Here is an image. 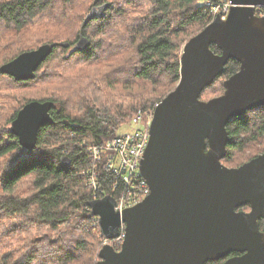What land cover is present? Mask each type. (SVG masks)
I'll list each match as a JSON object with an SVG mask.
<instances>
[{
    "label": "trees",
    "instance_id": "obj_1",
    "mask_svg": "<svg viewBox=\"0 0 264 264\" xmlns=\"http://www.w3.org/2000/svg\"><path fill=\"white\" fill-rule=\"evenodd\" d=\"M201 2L0 0V68L23 53L54 45L33 80L0 74V164L7 160L4 169L0 166V264H80L87 253L99 259L97 245L104 237L91 216L96 199L86 175L95 163L88 147L120 136L139 111L154 109L177 87L185 44L213 19ZM103 5H108L103 18L85 25L90 11ZM81 35L91 41L86 52L74 50ZM239 70L240 63L232 59L215 80L222 95L225 81ZM33 101L54 103V124L41 127L36 148L28 150L11 125ZM227 130L230 142L222 162L233 163L237 153L264 140V106L234 118ZM261 154L264 145L247 161ZM63 157L70 159L69 166ZM97 167L105 192L100 198L116 199L125 185L114 190V175L104 165ZM17 219L29 221L42 235L23 247L12 246L19 233L29 235L28 226L7 223Z\"/></svg>",
    "mask_w": 264,
    "mask_h": 264
},
{
    "label": "water",
    "instance_id": "obj_2",
    "mask_svg": "<svg viewBox=\"0 0 264 264\" xmlns=\"http://www.w3.org/2000/svg\"><path fill=\"white\" fill-rule=\"evenodd\" d=\"M229 1L226 20L218 16L185 44L180 81L155 108L140 169L151 194L122 214L111 196L93 203L91 216L107 240L116 239L125 225L121 250L105 245L97 264H208L233 251L249 253L225 264H264V234L257 222L264 217V154L236 169L222 163L229 123L264 106V14H257L264 0ZM107 8H93L85 25L103 18ZM90 46L81 35L75 51ZM53 50L47 44L23 53L0 74L32 80ZM232 59L240 70L225 81V93L203 101L205 89ZM53 107L33 101L20 110L11 131L23 147L36 148L41 127L54 124ZM62 163L69 166L70 159L63 157ZM246 204H252L251 214L236 213Z\"/></svg>",
    "mask_w": 264,
    "mask_h": 264
},
{
    "label": "built area",
    "instance_id": "obj_3",
    "mask_svg": "<svg viewBox=\"0 0 264 264\" xmlns=\"http://www.w3.org/2000/svg\"><path fill=\"white\" fill-rule=\"evenodd\" d=\"M214 15H221L226 20L232 4L229 0L219 4L205 3ZM156 108V107H155ZM155 108L148 111H139L131 124L138 127L136 131L120 135L102 146H89L88 154L95 165L87 172V184L93 190L95 201L104 194V188L100 183L101 171L97 164L105 166V169L115 177L114 190L119 188V183L125 185L115 199V211L122 214L129 208L140 204L151 194V189L141 174V162L144 159L149 141L150 129L154 118ZM93 225L99 228L98 218L94 217ZM100 230V228H99ZM105 238V237H104ZM125 240V225L120 228L119 236L114 239L121 249ZM105 245H110V240H105Z\"/></svg>",
    "mask_w": 264,
    "mask_h": 264
},
{
    "label": "rangeland",
    "instance_id": "obj_4",
    "mask_svg": "<svg viewBox=\"0 0 264 264\" xmlns=\"http://www.w3.org/2000/svg\"><path fill=\"white\" fill-rule=\"evenodd\" d=\"M203 2H204V0H202ZM203 2H201V4H204ZM205 3H206V0H205ZM55 16L56 17H58L59 16V14L58 13H55ZM212 17H213V19H212V21L217 17V16H213L212 15ZM62 46H66V44H62ZM76 46V45H75ZM74 50H75V47H74ZM33 80V79H32ZM221 84L220 83H217L216 85H213V87H211V89H210V91H209V93L206 95V96H204L203 98L204 99H202L203 101H205V100H207V101H209V100H211V99H214V98H217L218 96H220V95H222L221 94ZM224 94V93H223ZM156 106V105H155ZM148 111V110H147ZM136 129H138V127H136L135 125H132L131 123H129V124H127V125H125V126H123L121 129H120V131H119V133L121 134V135H124V134H129V133H133L134 131H136ZM261 144L262 145H264V140H262L261 141ZM261 144H253V145H251L246 151H245V153H237L236 154V160L235 161H233V163H225V162H223V164L225 165V166H227V167H229V168H232V167H237V166H239V165H241V164H243L244 162H246L249 158H251V157H253L254 156V153L256 152V150H258V149H260L261 147H262V145ZM261 145V146H260ZM6 164H7V160L5 159V160H3L2 162H1V164H0V166L4 169L5 168V166H6ZM29 180V179H28ZM25 181V183L24 184H22V187H20V193H24L25 191V189H26V187H25V185H28V182H29V184H30V181ZM8 224H22V225H24V227L26 226H28V228L26 229V232H27V234H29V235H25V234H23V233H19L18 235H16L15 237H13L12 238V240H11V242H12V246H14V244H16V248H20V247H23V245H24V242L25 241H27V240H34V239H36L35 237L37 236V237H39V236H41L42 234L41 233H37V231L35 230V227H33V226H31V224H30V222L29 221H27V220H22V219H17V220H10V221H8L7 222ZM102 235V234H101ZM24 236H27V237H25V238H27L26 240H25V238H23ZM23 238V239H22ZM22 239V240H21ZM105 240H106V238H104V239H102V241L100 242V243H98V245H97V256H99V254H100V252H101V250L103 249V247L105 246ZM111 241H114V240H111ZM112 243V242H111ZM113 244L115 245L116 244V241H114L113 242ZM19 252H17L16 254H18ZM94 254H92V253H87V255H85V257L84 258H81V262H80V264H86V263H88V264H97V261L99 260L100 261V258L98 259V258H93L92 256H93ZM92 258H93V260H92ZM92 260V261H91ZM98 261V262H99ZM54 264H55V262H54Z\"/></svg>",
    "mask_w": 264,
    "mask_h": 264
},
{
    "label": "flooded vegetation",
    "instance_id": "obj_5",
    "mask_svg": "<svg viewBox=\"0 0 264 264\" xmlns=\"http://www.w3.org/2000/svg\"><path fill=\"white\" fill-rule=\"evenodd\" d=\"M261 155H263V154H261ZM254 159L255 158H253V159H251L249 161H246V162H244L243 164H241V165H239L237 167H232V168H234V169L240 168L243 165H245L246 163H249V162H251ZM241 212H243L245 214H251L253 212L252 204L242 205V206H240V207H238L236 209V213H241ZM257 222H258V230H259V232L262 233V234H264V217L259 218L257 220ZM248 253H249L248 251H245V252L233 251L229 255H227L225 258L220 259V260L215 261V262H210L208 264H225L226 262H228L231 259H240L241 257H244V256L248 255Z\"/></svg>",
    "mask_w": 264,
    "mask_h": 264
},
{
    "label": "bare ground",
    "instance_id": "obj_6",
    "mask_svg": "<svg viewBox=\"0 0 264 264\" xmlns=\"http://www.w3.org/2000/svg\"><path fill=\"white\" fill-rule=\"evenodd\" d=\"M206 3H212V2H211V1H209V0H206ZM212 4H213V3H212ZM212 15H213V16H217V17H218V16H220V17H221V15H214V14H212ZM217 17H216V18H217Z\"/></svg>",
    "mask_w": 264,
    "mask_h": 264
}]
</instances>
